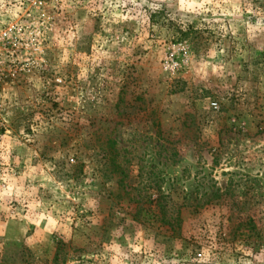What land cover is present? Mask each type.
<instances>
[{
    "label": "rangeland",
    "instance_id": "rangeland-1",
    "mask_svg": "<svg viewBox=\"0 0 264 264\" xmlns=\"http://www.w3.org/2000/svg\"><path fill=\"white\" fill-rule=\"evenodd\" d=\"M0 0V264H264V0Z\"/></svg>",
    "mask_w": 264,
    "mask_h": 264
},
{
    "label": "built area",
    "instance_id": "built-area-1",
    "mask_svg": "<svg viewBox=\"0 0 264 264\" xmlns=\"http://www.w3.org/2000/svg\"><path fill=\"white\" fill-rule=\"evenodd\" d=\"M52 1H55V0H52ZM21 3L27 5L26 0H21ZM31 5L34 6L35 9L37 10L38 16L39 17H43V13L41 11L42 10V5H43V1L42 0H33ZM6 42H7V34H6V32L0 31V64H1V55H2L3 51L5 50ZM0 73H1V67H0Z\"/></svg>",
    "mask_w": 264,
    "mask_h": 264
}]
</instances>
